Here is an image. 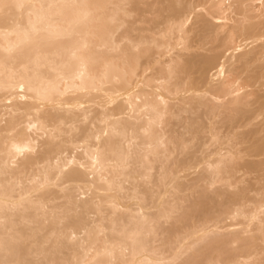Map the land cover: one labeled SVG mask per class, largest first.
I'll use <instances>...</instances> for the list:
<instances>
[{"label": "bare ground", "instance_id": "1", "mask_svg": "<svg viewBox=\"0 0 264 264\" xmlns=\"http://www.w3.org/2000/svg\"><path fill=\"white\" fill-rule=\"evenodd\" d=\"M5 246L49 264L259 259L262 0H0Z\"/></svg>", "mask_w": 264, "mask_h": 264}, {"label": "snow or ice", "instance_id": "2", "mask_svg": "<svg viewBox=\"0 0 264 264\" xmlns=\"http://www.w3.org/2000/svg\"><path fill=\"white\" fill-rule=\"evenodd\" d=\"M262 5H264V0H262ZM17 7H23L22 4L16 5ZM68 8H74V9H83L85 10L83 12L84 19L87 20L89 16L93 14L92 10H99L104 7H108L107 5H100V4H84V3H70L67 5H64ZM183 5H177V7H181ZM205 7H209L208 5H205ZM212 7H222V5H213ZM186 19L188 17L186 16ZM76 56L73 54V59H75ZM223 72V69H221V73ZM23 90V89H21ZM31 129H29L30 131ZM13 150L21 154L26 151H30V149L25 147H18L15 144H13ZM93 164H95V161H93ZM184 211V208L181 204H177L172 210L166 214L164 217L165 219H171L173 216H178ZM210 235V234H209ZM10 249L5 246L4 248V254L3 257L0 258V264H49V262L43 261V260H31V261H18L15 259L9 258L10 256ZM153 264H206V261L202 259H196L194 253H186L184 257H181L179 255H169V258H160L153 262ZM212 264H217V262L213 261ZM219 264H225V262L221 261ZM248 264H264V246L261 248V255L259 259H252Z\"/></svg>", "mask_w": 264, "mask_h": 264}]
</instances>
